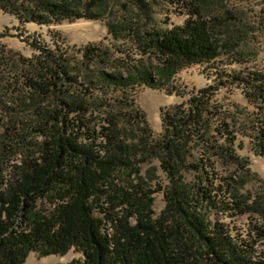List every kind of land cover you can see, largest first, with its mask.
<instances>
[{"label":"trees","instance_id":"16d2710c","mask_svg":"<svg viewBox=\"0 0 264 264\" xmlns=\"http://www.w3.org/2000/svg\"><path fill=\"white\" fill-rule=\"evenodd\" d=\"M48 8L58 20L73 15L69 2ZM32 17L44 20L43 15ZM139 40L146 59L129 68L100 69L103 83L123 89L137 82L170 86L183 67L212 61L235 48L218 22L198 8L185 23L144 31ZM41 48L25 73L33 93L29 100L34 101L21 117L14 111L5 114V146L15 144L21 151L17 160L11 157L9 172L0 181V264H24L33 251L65 254L73 247L83 255L69 264H264V226L256 227L251 238L236 239L224 221L211 215L218 201L228 207L231 203L218 199L212 186L186 179V129L191 123L204 126L203 119L215 110L211 87L195 95L190 107L164 109L165 131L157 146L170 184L166 205L157 213L156 189L141 167L131 171L135 179L120 177L134 161L108 126L111 133H105L103 151L89 102L73 90L82 68L74 67L64 52ZM98 48L90 45L87 58L97 55ZM244 79L264 95L263 72L249 71ZM46 98L50 101L44 105ZM223 125L232 137L222 149L238 166L247 165L232 148V124L224 119ZM235 181V174L226 177L228 186ZM236 202L246 210L243 201ZM258 240H263V249H258Z\"/></svg>","mask_w":264,"mask_h":264},{"label":"rangeland","instance_id":"374dc122","mask_svg":"<svg viewBox=\"0 0 264 264\" xmlns=\"http://www.w3.org/2000/svg\"><path fill=\"white\" fill-rule=\"evenodd\" d=\"M54 2H69L73 15L58 20L48 8ZM195 8L218 22L235 43L232 51L212 61L183 67L169 87L137 82L123 89L100 80V69L129 68L146 59L139 33L181 25ZM33 13L43 15L44 20L34 19ZM81 19L99 23L100 27L93 31L67 28ZM0 33V181L9 172L11 157L17 160L21 151L15 144L13 148L5 146L9 136V116L5 114L14 111L21 117L34 101L29 100L33 93L25 82V73L29 61L42 54L43 46L64 52L74 67L82 68L81 81L73 90L89 102V117L105 145L103 151L107 148L108 126L113 139L132 154L134 161L120 177L135 179L136 173L131 171L141 167V174L156 189L157 213L166 205L165 188L170 184L157 146V139L165 131L164 109L175 104L190 107L195 95L211 87L215 110L203 119L204 126L191 123L186 129V179L193 185L212 186L218 199L231 203L228 207L218 201L211 215L224 221L236 239L251 238L256 227L264 226V95L257 94L244 79L249 71L264 74V0H0ZM90 45L99 50L87 58ZM165 95L173 98L166 102ZM49 101L46 98L44 105ZM158 108L160 116L156 114ZM224 119L232 124V148L247 161L245 166H238L229 151L222 149L232 137L223 125ZM231 174L236 181L228 186L226 177ZM237 199L243 201L246 210L237 207ZM257 247L263 249V240H258ZM72 252V258L53 264H69L83 255L76 247L65 254L33 251L24 264L33 255V259L41 260Z\"/></svg>","mask_w":264,"mask_h":264},{"label":"bare ground","instance_id":"6f19581e","mask_svg":"<svg viewBox=\"0 0 264 264\" xmlns=\"http://www.w3.org/2000/svg\"><path fill=\"white\" fill-rule=\"evenodd\" d=\"M97 27H100L99 23H95V22H93L91 20H87V19H81L76 23L67 25V28H69V29H84V30H88V31H93ZM172 98H173V96L165 95L164 101H166V102L170 101ZM158 110H159V108L157 109L156 114L160 116V112ZM72 257H73V252L68 254V255H65V256L53 254L50 256H46L45 258H43L41 260L33 259V258H35L33 255L27 264H53L56 261L68 260Z\"/></svg>","mask_w":264,"mask_h":264}]
</instances>
